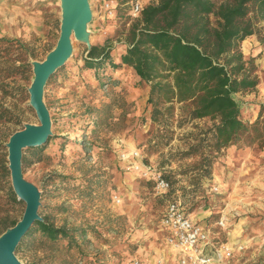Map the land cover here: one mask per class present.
<instances>
[{
    "label": "rangeland",
    "instance_id": "rangeland-1",
    "mask_svg": "<svg viewBox=\"0 0 264 264\" xmlns=\"http://www.w3.org/2000/svg\"><path fill=\"white\" fill-rule=\"evenodd\" d=\"M110 1L116 4L114 15L105 7ZM129 1L89 0L91 45L109 39L114 57L125 47L127 30L139 17L129 14ZM61 14L60 0H0V111L7 112L0 118V140L7 152L9 134L39 124L29 104L32 62L42 61L55 46ZM260 26L259 34L240 43L245 68L258 84L234 94L240 117L249 124L264 104L259 40L264 21ZM87 47L72 36L71 55L44 87L52 137L42 159L27 149L22 164L25 179L41 192L40 215L70 229L75 242L29 238L15 251L18 259L23 264H181L160 224L167 202L179 198L193 220L210 226L216 241L233 248L222 264H264V146L222 148L208 165L201 154L207 148L209 153L212 120L191 119L190 107L175 102L171 113L161 103L166 119L153 121L149 85L128 66L108 64L98 73L86 68ZM116 93L126 104L113 107V118L97 122L87 114V105L103 108ZM142 164L169 180V192H156ZM24 207L23 201L13 205L12 218H19Z\"/></svg>",
    "mask_w": 264,
    "mask_h": 264
},
{
    "label": "trees",
    "instance_id": "trees-1",
    "mask_svg": "<svg viewBox=\"0 0 264 264\" xmlns=\"http://www.w3.org/2000/svg\"><path fill=\"white\" fill-rule=\"evenodd\" d=\"M263 21L264 0H154L144 6L140 16L130 24L125 47L116 57L109 39L98 41L87 47L84 66L96 73L108 64L114 68L130 67L149 85L147 104L151 107L153 121L166 119L161 103L167 104L165 109L171 113L175 102L190 107L191 119L212 120V139H201L209 143V153L208 148L205 149L201 161L208 160L210 165L215 153L222 148L254 143L264 146V104L249 124L241 119L234 98V94L254 89L258 84L251 69L245 68L248 62L244 60L240 43L249 35L259 34ZM259 40L264 44V35H260ZM115 95L103 108L87 105V114L93 113L97 122H103L102 117L105 121L113 118V107L123 108L126 104L124 96ZM5 113L0 111V118ZM27 149H31L37 159H42L45 145L24 148L22 164L26 161ZM7 155L0 140V190L4 191L0 194V234L23 214L12 218L10 213L11 207L21 201L12 187ZM41 217L35 220L15 251L22 250L29 238L38 236L50 243H58L61 238L68 239L69 245L75 242L70 229L58 226L47 215Z\"/></svg>",
    "mask_w": 264,
    "mask_h": 264
},
{
    "label": "water",
    "instance_id": "water-1",
    "mask_svg": "<svg viewBox=\"0 0 264 264\" xmlns=\"http://www.w3.org/2000/svg\"><path fill=\"white\" fill-rule=\"evenodd\" d=\"M60 33L55 46L42 61H33V80L28 88L29 104L35 110L39 124H26L23 129L12 133L6 143L11 183L17 198L25 203L21 218L0 234V264H23L15 250L23 236L39 214L41 192L36 185L26 180L22 170L23 149L41 146L52 135L50 111L43 99L44 87L49 77L64 65L72 53V36L90 44L88 25L92 19L89 0H60Z\"/></svg>",
    "mask_w": 264,
    "mask_h": 264
},
{
    "label": "built area",
    "instance_id": "built-area-1",
    "mask_svg": "<svg viewBox=\"0 0 264 264\" xmlns=\"http://www.w3.org/2000/svg\"><path fill=\"white\" fill-rule=\"evenodd\" d=\"M143 1H129V14L132 17L140 16ZM105 7L110 15L115 14L116 4L106 2ZM141 170L143 176L154 183L157 193L163 195L169 192L171 184L159 170L143 164ZM218 223L224 225V220L221 219ZM160 224L166 243L178 251L181 264H222L232 256L233 248L227 243L216 241L210 226L193 220L179 198L167 202Z\"/></svg>",
    "mask_w": 264,
    "mask_h": 264
},
{
    "label": "crops",
    "instance_id": "crops-1",
    "mask_svg": "<svg viewBox=\"0 0 264 264\" xmlns=\"http://www.w3.org/2000/svg\"><path fill=\"white\" fill-rule=\"evenodd\" d=\"M177 251V250H176ZM177 253H178V251H177ZM179 254V253H178Z\"/></svg>",
    "mask_w": 264,
    "mask_h": 264
}]
</instances>
